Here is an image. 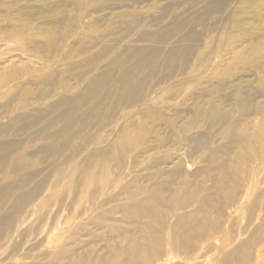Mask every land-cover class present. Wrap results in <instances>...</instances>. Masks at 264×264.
Segmentation results:
<instances>
[{"label": "rangeland", "instance_id": "rangeland-1", "mask_svg": "<svg viewBox=\"0 0 264 264\" xmlns=\"http://www.w3.org/2000/svg\"><path fill=\"white\" fill-rule=\"evenodd\" d=\"M0 264H264V0H0Z\"/></svg>", "mask_w": 264, "mask_h": 264}]
</instances>
